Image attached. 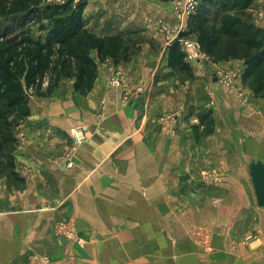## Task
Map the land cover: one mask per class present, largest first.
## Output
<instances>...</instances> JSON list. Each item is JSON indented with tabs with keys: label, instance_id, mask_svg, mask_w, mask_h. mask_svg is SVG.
<instances>
[{
	"label": "crops",
	"instance_id": "0c3cea01",
	"mask_svg": "<svg viewBox=\"0 0 264 264\" xmlns=\"http://www.w3.org/2000/svg\"><path fill=\"white\" fill-rule=\"evenodd\" d=\"M263 8L264 0H255L247 12L253 22ZM164 12L160 21L176 24ZM157 37L161 53L140 43L130 61L100 63L88 95L75 91V81L63 94L69 80L63 79L49 100L33 101L31 116L17 127L21 181L10 187L0 175V264H264V207L249 172L252 161L264 162V100L245 87L239 60L210 63L239 67L236 90L214 78L209 95L193 96L205 75L181 89L164 35ZM114 67L129 72L138 96L124 108H108L98 126L95 114ZM239 90L247 103L239 102ZM206 108L214 128L204 136ZM170 113L169 138L151 117ZM75 121L90 133L80 145L67 137ZM202 170L216 171L224 182L207 186ZM69 217L81 242L55 237L56 223ZM204 226L213 233L212 250L192 237Z\"/></svg>",
	"mask_w": 264,
	"mask_h": 264
},
{
	"label": "trees",
	"instance_id": "16d2710c",
	"mask_svg": "<svg viewBox=\"0 0 264 264\" xmlns=\"http://www.w3.org/2000/svg\"><path fill=\"white\" fill-rule=\"evenodd\" d=\"M45 1L17 0L15 8L23 9L25 14L12 19L17 21L16 29L22 30L45 15L53 26L46 39H32L29 30L13 36L16 29L11 26L12 33H0V164L9 157L2 154L5 144L13 142L15 149L18 145L13 132L31 116L32 97L49 96L62 78L74 80L75 91L88 95L94 88L100 63L109 59L128 62L140 48V41L134 39L137 34L100 37L92 32L83 19L86 1L78 10L72 9L73 1L57 7ZM41 3L45 8L41 9ZM254 3L255 0H201L181 37H196L214 64L243 61L245 87L255 98L264 100V29L247 13ZM181 47L178 40L169 46V66L192 76ZM207 116L201 118L206 120Z\"/></svg>",
	"mask_w": 264,
	"mask_h": 264
},
{
	"label": "rangeland",
	"instance_id": "374dc122",
	"mask_svg": "<svg viewBox=\"0 0 264 264\" xmlns=\"http://www.w3.org/2000/svg\"><path fill=\"white\" fill-rule=\"evenodd\" d=\"M71 1L74 2L72 5L73 10H78V6L83 1L87 2L86 8H85L84 13H83V19L85 21V24L87 25V27L90 30L91 29L92 30H99L100 29V30H103L102 32L105 34H113V35L119 34V33H125V32L131 33V34H137L134 37V39H137L138 41H140L141 44H143V43L150 44L151 49H153L155 53H161L164 49V48L161 49V46L158 43L160 41V39L157 37L158 33L161 32L164 35V44H165V46L169 47L175 41H177L176 40L177 38H182L181 34L183 32L180 33L176 37L178 30L180 28H183L186 30L185 26H186V21L188 20L187 19L188 16H186V15L182 16L181 14H179L180 8H179L178 3L180 0H95V1L94 0H46L45 2H47L46 4H51L52 6L57 7V6L63 5L65 3H68ZM16 2H17V0H0V33H2V31L4 32V30H7L8 33H12V31H10L12 28H13L12 30L19 28L18 26H14L17 24V21L14 22V20L12 18H14V17L20 18V17H22L21 16L22 14H25V12L21 11V10H23L21 8L20 9L15 8L16 5H14V3H16ZM41 5H42L41 9L45 8V6H46L45 3H41ZM9 9L11 10L10 13L8 11ZM166 10L171 11L175 15V18L177 20L176 24L169 23L167 20H164V19H163V21H160L159 18H161L160 17L161 14L165 15L166 12H164V11H166ZM7 11H8V14H6ZM85 13H87L89 15L88 18H87V15L85 16ZM7 15L12 16V17L6 18ZM14 15H17V16H14ZM41 16H42V18L39 21L33 22L31 25L27 26L26 29H22V30L16 29V31H15L16 33L14 32L13 36L17 35L19 33V31L20 32H27L29 30L30 34H28V35L32 39L36 40L40 37H42L43 39H46L53 26H52V23L50 22V20L47 19L45 15L43 16V14H42ZM90 16H91V18H90ZM255 16H256L255 22H257L259 24L261 21V17H264V8L255 12ZM163 18L170 19V16H167V18L166 17H163ZM150 19H151V25L146 24L145 21H149ZM163 25H166L167 28L168 27L172 28L171 31L169 30V33H166L165 32L166 30L162 29ZM10 26H11V29H9ZM149 29L153 30L154 32L153 33L143 32V31H146ZM172 37H173V40H170V39H172ZM191 38H193V40H198L196 37H194L192 35H191ZM181 42H183V41H181ZM181 42H180V44H181ZM181 48L183 50V46ZM92 56L96 57V54L93 53ZM185 61L187 64H189L191 66L193 75L190 76L187 73L183 72L181 69L176 68V74H174V75L179 80V83H180L179 86L181 87V89H185V88L189 87L187 81H189V80L197 81L199 79L198 76L205 75L206 77L204 78V80L199 81V84L197 83L198 85L196 84L198 89H195V91L193 92V96H197V95L202 94V93L209 95V91L212 90V88H213V84H214L213 80L215 78L216 69H214L212 67V65H210L209 62L204 63L202 65L203 67L199 68V66H197L196 63H190L186 59H185ZM109 62H113V61L110 60ZM216 68L219 70H222L224 72H230V71L236 72L238 75L240 73L239 67H236V66H231V67L221 66V67H216ZM117 70L125 72L130 79L131 85L133 86V80L134 79L132 80V78L128 74L129 72L127 70L114 67V69L112 70L113 72L111 74L113 75ZM158 74L159 73H157L156 76H158ZM63 79H68V78H62V80ZM72 81H74V80L69 79V80H67V81L65 80V82H63V88H64V91H62L63 94L67 93V89L72 87ZM217 83L220 85V83L218 81H217ZM58 88H59V86L52 92V94ZM222 88H224V87L222 86ZM136 90L133 89V87H132L130 93L127 96L128 100H127V103L125 105H121L120 103H115V102H108L109 93L111 92L110 79H109V84H108V87L106 89V98H105L104 102H101V104H100L101 106L98 107L99 109L97 110V112L95 114V117L97 120L96 121L97 125L101 126V124L105 122V120L107 119L106 113L108 111V108H110L111 106H118V108L119 107L124 108L125 106H128L131 103L130 102L131 99L133 100L135 98V96H138L137 95L138 91H136ZM52 94H50L49 96H46V97H38V96L32 97L31 102H30V106H32L33 101H35L37 99L49 100L51 98ZM211 99H215V98L212 97ZM210 101H211V105H215V103H214L215 100H210ZM73 103L75 104L76 101L73 100ZM72 106L74 107L73 104H72ZM205 111L207 113L204 115L208 114V116H207V119L205 120V123H204L206 125V127L204 129V134H203L204 136L211 133L213 131V128H214V125H213L214 119L212 118L211 111L208 108H206ZM257 111H259L260 114H262L261 110L257 109ZM74 115L75 114L72 112L71 115H69V116L72 117ZM193 115H195L194 112H191L189 114V116H193ZM78 117H79V115H78ZM151 118H152L151 119L152 125L153 126L161 125L165 134H167L169 136V138L171 137L172 134H174L173 133L174 128H172V130H171V127H170V122L172 121V119H175V116L173 115V113L161 115V116H158L157 118H156V116H153ZM77 119L79 120V118H77ZM81 124L82 123H79V121H77V122L75 121V124L69 127V131H68V135H67L68 140L71 139L72 129L77 127V126H79V127L82 126ZM148 124H150V118L148 119ZM20 130H21V127H20ZM233 131H234V129H233ZM153 132H155V130H153ZM13 134H14L15 140L19 141V138L17 137V135H18L17 128L14 130ZM89 135H90V133L88 131L87 132V139L88 140H89ZM154 137L155 136L152 135L151 139H154ZM24 139L26 140L27 137L23 135L22 138H20L21 142H24ZM2 150H3L2 154L3 155L8 154L9 157L6 158V160L3 164H0V175H1V179H4L5 181H7L8 185L11 187L12 185H16V183H18L16 181H21L20 180L21 178L20 179L18 178L19 173L17 172V164H16V151H17V149L14 148L13 142H8L5 144V146L3 147ZM11 156H14V158L10 159V158H12ZM212 172H216V171L212 170ZM222 183H220V184H208V183L204 182V184H206L207 186L212 187V188H214L217 185H221ZM19 184H20V182H19ZM20 186H21V184H20ZM204 227H206V226H204ZM251 236H253V237L251 238L250 241L255 240L259 236V234L256 233V235H251Z\"/></svg>",
	"mask_w": 264,
	"mask_h": 264
},
{
	"label": "built area",
	"instance_id": "2783aa9c",
	"mask_svg": "<svg viewBox=\"0 0 264 264\" xmlns=\"http://www.w3.org/2000/svg\"><path fill=\"white\" fill-rule=\"evenodd\" d=\"M201 0H180L179 1V14L188 16L187 19L190 18L198 9ZM178 8V9H179ZM185 17V16H184ZM264 29V17H261V21L258 24ZM162 29L166 30V33H169L172 28L166 25L162 26ZM186 32L185 29L180 28L176 34V37L182 33ZM180 37V36H179ZM170 38V37H169ZM173 40V37L172 39ZM179 42H181L183 46V52L185 54V59L190 63L196 64H204L206 62L212 63L210 57L203 52L201 44L198 40H193L191 36L177 38ZM238 74L236 72H224L222 70L216 69L215 78L216 80L222 85L223 87L236 90L237 84L236 80L238 78ZM132 85L130 82L129 77L125 72L117 70L111 77H110V88L111 92L109 93L108 102H115L120 103L121 105H125L127 103V96L132 89ZM131 88V89H130ZM239 102L242 104L247 103V93L244 90H239ZM256 113L260 114L259 111ZM174 122V119L170 122V125ZM72 138L74 143L81 144L87 139V128L85 126H77L72 129ZM201 176L203 180L208 184H220L223 182L222 176H220L217 172H212V170H202ZM77 228H76V221L73 217L65 218L60 220L56 223L55 227V237L57 240H67V241H78L77 236ZM192 237L201 245H204L209 250H212V238L213 234L207 227H196L192 231ZM253 236L249 237L248 239L251 240Z\"/></svg>",
	"mask_w": 264,
	"mask_h": 264
},
{
	"label": "water",
	"instance_id": "95a60500",
	"mask_svg": "<svg viewBox=\"0 0 264 264\" xmlns=\"http://www.w3.org/2000/svg\"><path fill=\"white\" fill-rule=\"evenodd\" d=\"M249 172L258 205L264 207V162L262 160L252 161L249 164Z\"/></svg>",
	"mask_w": 264,
	"mask_h": 264
}]
</instances>
